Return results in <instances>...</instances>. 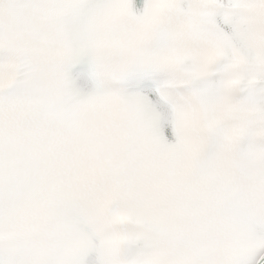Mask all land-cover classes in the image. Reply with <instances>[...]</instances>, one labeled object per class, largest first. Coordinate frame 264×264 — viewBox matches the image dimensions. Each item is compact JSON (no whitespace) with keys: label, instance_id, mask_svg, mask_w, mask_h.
<instances>
[{"label":"snow or ice","instance_id":"1","mask_svg":"<svg viewBox=\"0 0 264 264\" xmlns=\"http://www.w3.org/2000/svg\"><path fill=\"white\" fill-rule=\"evenodd\" d=\"M5 13L0 95L54 83L56 118L89 119L135 180L88 200L53 188L0 105V264H264V213L166 197L208 161L264 172V0H0ZM121 195L139 209L117 231L105 210Z\"/></svg>","mask_w":264,"mask_h":264},{"label":"clouds","instance_id":"2","mask_svg":"<svg viewBox=\"0 0 264 264\" xmlns=\"http://www.w3.org/2000/svg\"><path fill=\"white\" fill-rule=\"evenodd\" d=\"M10 2L15 4V0ZM14 23L13 14L0 17L5 30L0 42L7 41V30ZM59 103L58 88L50 82L24 84L12 100L0 95V105H11L16 112L17 149L32 158L44 179L53 188L81 200L110 190L118 182L134 181L133 163L124 161L118 173L110 159L111 145L89 119L73 123L56 118ZM210 192L220 195L231 209L264 213V172L234 158L208 161L186 173L166 197L171 207L194 215ZM133 209H139L134 198L114 197L105 210L111 216L112 228L119 231L131 227L127 217Z\"/></svg>","mask_w":264,"mask_h":264}]
</instances>
